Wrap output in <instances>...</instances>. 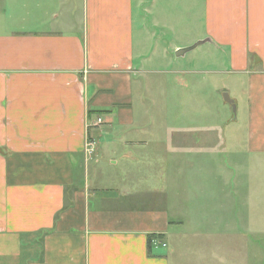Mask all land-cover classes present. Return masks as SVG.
I'll return each instance as SVG.
<instances>
[{"label":"crops","instance_id":"1","mask_svg":"<svg viewBox=\"0 0 264 264\" xmlns=\"http://www.w3.org/2000/svg\"><path fill=\"white\" fill-rule=\"evenodd\" d=\"M138 5L0 0V264H171V237L214 196L200 185L215 167L188 166L221 139L184 119L158 135L135 112V79L158 71L146 40L159 43L142 15L134 27ZM204 38L216 67L204 72L244 87L232 137L264 157V0H203L202 30L173 49Z\"/></svg>","mask_w":264,"mask_h":264},{"label":"rangeland","instance_id":"2","mask_svg":"<svg viewBox=\"0 0 264 264\" xmlns=\"http://www.w3.org/2000/svg\"><path fill=\"white\" fill-rule=\"evenodd\" d=\"M138 4V9L133 11L134 27L139 26L142 15L143 23L156 26L159 43L156 45L151 38L146 40V54L153 59L154 69L158 71L135 79V112L146 121H152L150 130L158 135L169 133L165 127L167 121L173 120L175 124L184 119L190 124L189 135L194 134L198 139L208 136L221 139V150L215 153L216 157L206 155L203 163L199 159H203L205 153L198 152L200 158L190 159L191 170L200 166L215 167L213 172L216 173L206 174L200 185L214 196L207 195L198 212L191 207V212L185 215L187 219L179 230L183 236L170 239V262L264 264V157L245 156L241 134L232 137L234 130L242 133L236 119L242 118L244 87L229 84L228 74L204 72L216 69L209 60L211 55L206 43L180 56H176L173 49L175 44L190 42L202 30L203 0H138ZM161 46H168L165 58L157 57ZM180 70L201 72L181 73ZM223 93L229 95L235 107L237 102V110L233 111ZM210 185L213 191H209ZM162 243L164 245H159L165 247L166 242Z\"/></svg>","mask_w":264,"mask_h":264},{"label":"water","instance_id":"3","mask_svg":"<svg viewBox=\"0 0 264 264\" xmlns=\"http://www.w3.org/2000/svg\"><path fill=\"white\" fill-rule=\"evenodd\" d=\"M209 39L208 38H204V39H201V40H198L196 42H194L193 44L191 45H188V46H184V47H180L178 49H176L175 51V55L176 56H180V55H183L185 52L195 48L196 46L208 41ZM223 98L224 100L229 103L231 106H232V109L233 111H235L236 107H235V103L234 101L229 97V95L227 93H223Z\"/></svg>","mask_w":264,"mask_h":264},{"label":"built area","instance_id":"4","mask_svg":"<svg viewBox=\"0 0 264 264\" xmlns=\"http://www.w3.org/2000/svg\"><path fill=\"white\" fill-rule=\"evenodd\" d=\"M102 122V119L100 117H97L96 118V123L99 124ZM94 145H95V142L92 140V139H88L87 140V152L90 154L94 151ZM158 244H161V245H164V243L162 242H159Z\"/></svg>","mask_w":264,"mask_h":264},{"label":"trees","instance_id":"5","mask_svg":"<svg viewBox=\"0 0 264 264\" xmlns=\"http://www.w3.org/2000/svg\"><path fill=\"white\" fill-rule=\"evenodd\" d=\"M153 237H155V236H153V235H149L148 236V250H149V252L153 248V246H152V239H153ZM156 237L161 238L162 236L161 235H157Z\"/></svg>","mask_w":264,"mask_h":264}]
</instances>
